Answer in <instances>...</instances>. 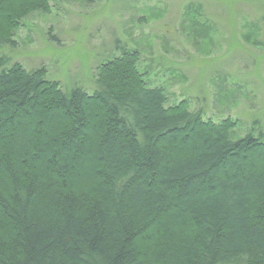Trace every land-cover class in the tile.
Masks as SVG:
<instances>
[{"label": "trees", "instance_id": "1", "mask_svg": "<svg viewBox=\"0 0 264 264\" xmlns=\"http://www.w3.org/2000/svg\"><path fill=\"white\" fill-rule=\"evenodd\" d=\"M51 0H0V48ZM0 54V264H264V140L165 107L139 54L69 94Z\"/></svg>", "mask_w": 264, "mask_h": 264}, {"label": "rangeland", "instance_id": "2", "mask_svg": "<svg viewBox=\"0 0 264 264\" xmlns=\"http://www.w3.org/2000/svg\"><path fill=\"white\" fill-rule=\"evenodd\" d=\"M1 46L9 65L43 68L69 94L95 90L99 65L137 51L165 107L187 103L204 120L237 121L233 138L264 140V0H51Z\"/></svg>", "mask_w": 264, "mask_h": 264}]
</instances>
